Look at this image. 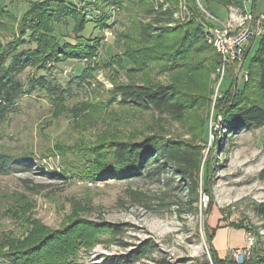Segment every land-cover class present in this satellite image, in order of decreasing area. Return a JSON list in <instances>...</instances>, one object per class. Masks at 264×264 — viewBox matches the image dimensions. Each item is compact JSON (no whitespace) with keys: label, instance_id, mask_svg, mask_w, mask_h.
<instances>
[{"label":"rangeland","instance_id":"obj_1","mask_svg":"<svg viewBox=\"0 0 264 264\" xmlns=\"http://www.w3.org/2000/svg\"><path fill=\"white\" fill-rule=\"evenodd\" d=\"M227 2L0 0V46L17 42L19 52L49 58L46 73L30 67L22 81L46 76L67 91L63 96L28 93L0 123L1 150L26 157L43 171L0 177V253L32 260L37 255L31 249L59 239L53 240L57 249L38 256L36 263L18 262L116 264L151 241L154 254L138 264H220L206 230L213 236L215 228L226 227L234 230L231 244L239 248L228 254L230 238L220 231L214 240L224 257L220 260L244 264L264 251V219L255 213L264 204V127L225 132L222 100L231 90L241 93L245 104L264 103V93L249 74L261 38L250 37L241 74L229 67L221 82L217 54L192 35L200 24L205 32L218 23L204 18L199 7L237 32L247 13L264 14V0ZM248 26L264 32V22ZM64 38L85 50L81 59L59 57L57 46ZM119 85H173L198 103L179 124L153 111L120 105L112 93ZM155 133L188 142L189 150L199 154L200 176L209 167L198 215L190 212L187 193L172 171L106 183L87 178L108 168L105 150L111 143ZM106 223L120 225L123 235L114 240ZM240 225L245 228L236 227ZM249 232L255 246L239 263L234 252L245 247ZM119 240L127 246L121 247Z\"/></svg>","mask_w":264,"mask_h":264},{"label":"trees","instance_id":"obj_2","mask_svg":"<svg viewBox=\"0 0 264 264\" xmlns=\"http://www.w3.org/2000/svg\"><path fill=\"white\" fill-rule=\"evenodd\" d=\"M204 1L208 4L217 3L222 6L229 3L227 0ZM204 27V24H200V26H197L193 30L192 35L195 40L199 39L206 43ZM85 29L86 25L83 26L82 31ZM188 38H192V36ZM260 38V44L252 60L249 74L254 79L256 88L264 93V34ZM70 40V38H64L62 40L63 44H58L57 49L60 51L59 55H61L59 57L65 58L66 61L81 59L85 54V50L79 48L78 45L72 43ZM17 46V42L7 43L4 47L0 46V123H4L8 117L15 113L18 101L28 93L43 91L54 96H63L67 93L63 86L60 84H52L46 76H40L38 80L31 79L25 84L21 79V75L30 67L38 71H45L46 73L48 69L47 59L49 58L39 60V53H21L18 51ZM50 54L51 52L48 53V56ZM52 54L55 55L54 50H52ZM26 85L29 86L28 90L25 89ZM112 93L115 97L114 101H118L120 105L132 107L144 112L153 111L160 116H167L173 122L179 124L183 122L187 112L195 108L198 103L195 99L184 98L178 88L173 85H160L156 87L146 85H119L114 87ZM222 100L225 104L224 113L226 114L223 120L225 132L238 134L264 127V103L255 100L245 104L246 100L242 99V94L239 92L233 94L231 90L224 93V99ZM189 148L192 147L186 141L165 139L163 135L157 133L141 135L140 140L115 141L105 150V153L108 155L107 159L110 162L106 164L108 168L103 172L102 170H98L94 174L88 173L86 176L96 183H106L110 180H126L142 177L146 172L152 173L153 175H160L163 171H172L175 179H177V184L187 193L186 199L190 206V212L193 215H198L200 189H205V191L208 189V180L204 177L207 176L206 173L209 167L205 166V171L200 176L199 154L189 150ZM35 171L39 173L43 172L36 165H33L30 159H26L24 156H12L3 152L0 148V177ZM51 175L61 177L59 174L53 173ZM201 179L202 186L200 184ZM255 213L258 217L264 219V204L258 205L255 208ZM107 226L111 227L110 229L112 236L115 238L114 240H117V237L123 235L124 230L120 225L108 224ZM236 227L238 229L245 228L242 225ZM206 231H208L211 237L210 245L215 261L220 264L231 263L232 261L229 262L227 258L225 260L219 259L217 250L213 244L218 228H215L213 236L209 233V230ZM53 240L59 239H49L43 246H36L31 249L37 255L32 260H29L30 258L23 259V256L15 258L12 254L0 253V264H20L21 262L18 261H32L36 263L38 256L46 257L49 253L57 249L53 246ZM119 244L121 247L127 246L121 240H119ZM31 251H28L27 254L30 255ZM154 252L155 245L151 241H148L136 246L127 255L120 257L116 264H138L153 255ZM47 260L44 261L46 262ZM158 263L170 264L167 260H161ZM47 264L74 263L52 260ZM206 264L209 263L207 262ZM244 264H264V251L259 256L245 261Z\"/></svg>","mask_w":264,"mask_h":264},{"label":"built area","instance_id":"obj_3","mask_svg":"<svg viewBox=\"0 0 264 264\" xmlns=\"http://www.w3.org/2000/svg\"><path fill=\"white\" fill-rule=\"evenodd\" d=\"M202 16L208 21L218 22L217 25L213 23L205 31L206 42L213 48L218 56L219 65L217 68V73L220 76V81L227 73L229 67H234L235 72L240 75L245 55V50L248 47L250 37L255 35L256 37H261L264 32L257 27L254 31L250 30V26L246 27L249 23H256L257 26L264 22V14L257 16L256 14L247 13L245 17L240 22V31H235L230 24L221 23L220 20L202 7H199ZM255 42V40H254ZM255 246V237L252 233H247L246 245L243 249H238L234 252V256L237 262L243 263L244 258L249 256L251 250Z\"/></svg>","mask_w":264,"mask_h":264},{"label":"crops","instance_id":"obj_4","mask_svg":"<svg viewBox=\"0 0 264 264\" xmlns=\"http://www.w3.org/2000/svg\"><path fill=\"white\" fill-rule=\"evenodd\" d=\"M227 231V233H228V237L230 238V240H228V242L230 241V243H229V245H228V249H229V251H228V254L230 253V250H232V249H234V248H239L238 246H234V245H232L231 244V235L233 234V231L234 230H230V229H228L227 227L226 228H222V229H219L217 232H216V237H215V239L217 238V236H218V234H219V232L220 231ZM214 239V240H215ZM213 244H214V242H213ZM215 246V245H214ZM216 248V250H217V253H218V256L219 257H221L220 256V254H219V249L217 248V247H215ZM221 258H224V257H221Z\"/></svg>","mask_w":264,"mask_h":264}]
</instances>
